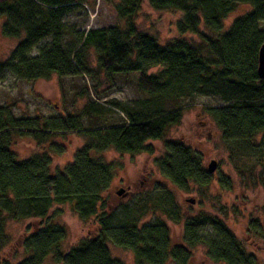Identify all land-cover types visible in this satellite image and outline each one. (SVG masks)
I'll use <instances>...</instances> for the list:
<instances>
[{"label": "trees", "instance_id": "16d2710c", "mask_svg": "<svg viewBox=\"0 0 264 264\" xmlns=\"http://www.w3.org/2000/svg\"><path fill=\"white\" fill-rule=\"evenodd\" d=\"M104 1L122 24L80 30L69 26L65 18L86 0H0L2 34L19 40L0 63V82L8 75L34 82L54 75L137 74L145 95L142 111L122 108L121 122L88 128L75 114L16 117L12 106H0V264H45L48 259L54 264H124L112 258L109 244L131 251L135 264H190V249L199 246L205 247L208 259L216 264H263L217 216L202 214L185 222V246L172 245L164 222L143 223L147 204L125 211L117 224L105 198L115 169L101 155L109 151L153 153L148 143L166 139L169 129L181 122L185 103L197 97L220 99L221 104L207 112L233 152L264 149V79L258 75L264 45V0ZM145 1L158 12H181L178 32L199 36L203 45L195 46L184 37L163 45L140 32L137 19ZM240 5L251 9L225 31L224 21ZM202 25L214 37L203 33ZM91 57L97 65L96 76ZM156 68L159 70L151 74ZM85 110L94 109L88 105ZM98 115L93 117L95 122ZM67 134L84 136L87 143L76 151L72 162L53 171L49 153L60 154L63 149L52 138ZM19 138L49 144V150L18 160L12 147ZM202 163L200 152L173 140H165V154L157 161L162 175L187 192L193 186L211 184L212 175ZM255 167L249 165L241 174L253 175ZM259 181L264 187V178ZM156 205L172 222L181 223L182 215L172 200ZM61 206H69L85 222H94L95 235L65 250L66 229L49 220L52 211ZM29 219L45 220L46 224L22 239L24 258L15 263L5 260L2 254L10 244L7 223Z\"/></svg>", "mask_w": 264, "mask_h": 264}, {"label": "rangeland", "instance_id": "374dc122", "mask_svg": "<svg viewBox=\"0 0 264 264\" xmlns=\"http://www.w3.org/2000/svg\"><path fill=\"white\" fill-rule=\"evenodd\" d=\"M250 9L248 5H240L224 21V30H228L237 18ZM182 16L181 12L155 11L145 1L137 19L138 30L150 34L163 45L184 37L195 46H202L199 36L180 35L177 22ZM65 22L80 30L122 24L117 19L114 9L104 0H86L83 6H79L66 16ZM3 23L4 18H0V63L7 60L19 42L17 39L3 36ZM200 30L214 37L204 25ZM90 63L96 76L97 65L93 57L90 58ZM158 70L153 69L150 73H156ZM137 80V74L107 77L104 73H98L94 78L85 74L64 78L54 75L48 80L25 82L8 75L4 82H0V106H12V113L16 117L60 118L75 114L79 116L84 128L102 123L114 124L123 120L122 108L134 112L143 110L142 101L145 95L139 89ZM220 104V99L214 97H197L187 101L181 122L169 129L166 139L148 143L153 148L151 154L130 155L115 151L103 153L101 156L106 162L112 163L115 169V177L105 194L107 208L114 214L118 224L125 211L147 204L149 211L143 218V223L167 224L173 246H185V222L202 214L217 216L225 221L228 228L245 244L247 250L264 264V187L259 181L260 178H264V149L245 148L239 153L233 152L232 147L224 143L220 129L207 112L208 108ZM88 105H92L95 111H86L85 107ZM95 115L99 116L98 122L93 119ZM165 140L180 141L200 152L203 156L202 165L206 170L215 162L216 171L211 174V184L205 187L193 186L187 192L179 190L169 182L157 164L165 154ZM52 141L63 149L60 154L48 151L53 159V171H56L74 160L76 151L87 143V138L67 134L64 138L55 136ZM43 149L49 150V144L38 145L30 138H19L12 147L18 160L28 159ZM249 165L256 166L254 174H241ZM120 191L122 193L118 194ZM169 200H172L180 211L181 223L172 222L156 205L158 201L165 205ZM189 200H194V203ZM49 220L55 227L66 229L67 238L63 243L65 250L76 246L82 238L94 236L97 229L94 222L81 220L69 206L57 207L50 214ZM45 224L46 221L40 219L9 221L6 228L10 244L4 249L2 258L12 263L24 258L22 239ZM109 248L112 258L124 264H135L131 251L112 244H109ZM190 251L192 253L190 264H216L208 259L205 247L191 248ZM45 264L54 263L52 259H48Z\"/></svg>", "mask_w": 264, "mask_h": 264}, {"label": "water", "instance_id": "95a60500", "mask_svg": "<svg viewBox=\"0 0 264 264\" xmlns=\"http://www.w3.org/2000/svg\"><path fill=\"white\" fill-rule=\"evenodd\" d=\"M258 75L260 79H264V45L261 47L259 52V66H258ZM208 173L213 174L216 171V163L212 162L208 167ZM122 191L118 192L121 194ZM191 203H194V200H189Z\"/></svg>", "mask_w": 264, "mask_h": 264}]
</instances>
